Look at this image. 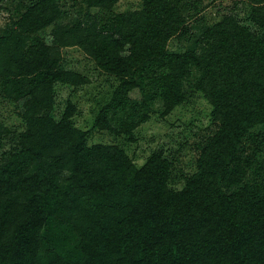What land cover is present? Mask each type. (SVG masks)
<instances>
[{"label": "trees", "instance_id": "trees-1", "mask_svg": "<svg viewBox=\"0 0 264 264\" xmlns=\"http://www.w3.org/2000/svg\"><path fill=\"white\" fill-rule=\"evenodd\" d=\"M118 1L80 0L86 18L65 24L59 0H35L0 31L2 92L23 101L22 130L0 120V264H264V0ZM71 46L120 80L100 130L136 141L153 103L167 116L194 91L208 99L214 128L181 187L162 149L138 166L90 145L71 99L58 115L57 85L89 82L62 65Z\"/></svg>", "mask_w": 264, "mask_h": 264}, {"label": "rangeland", "instance_id": "rangeland-1", "mask_svg": "<svg viewBox=\"0 0 264 264\" xmlns=\"http://www.w3.org/2000/svg\"><path fill=\"white\" fill-rule=\"evenodd\" d=\"M35 0H8L0 9V31L17 20L22 11ZM65 15L62 22L74 23L85 19L88 11L82 2L75 0H59ZM143 0H119L114 7L115 12H126L140 9ZM245 14V6L240 5ZM99 17L108 14L102 11H92ZM206 15L210 20L219 19L218 10L209 5ZM52 26L42 32L47 42H51ZM186 41L173 38L170 48L178 50ZM62 65L66 69L83 73L89 79L87 84L77 88L57 85V107L59 113L71 99L77 105V112L73 117L75 126L88 132V143L118 144L123 147L138 166L145 163L153 151L162 149L174 162L175 175L173 185L181 187L184 184L183 175L191 174L196 169V152L194 144L214 128L212 121V105L201 92L194 91L188 100L176 107L167 116L161 115V103H153L150 119L135 130L136 141H130L126 135H117L108 130L95 127V120L100 111L113 98L120 80L102 71L96 63L81 48L77 46L64 47L61 50ZM0 82V120L9 128L22 130V103L12 101L2 92ZM133 97H138L137 93ZM12 146V140L7 138L5 148Z\"/></svg>", "mask_w": 264, "mask_h": 264}]
</instances>
